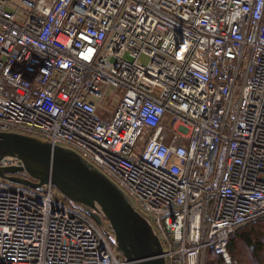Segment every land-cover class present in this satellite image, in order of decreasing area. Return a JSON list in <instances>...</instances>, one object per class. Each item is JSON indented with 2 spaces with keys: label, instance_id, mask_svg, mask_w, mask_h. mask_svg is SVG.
I'll return each mask as SVG.
<instances>
[{
  "label": "built area",
  "instance_id": "built-area-1",
  "mask_svg": "<svg viewBox=\"0 0 264 264\" xmlns=\"http://www.w3.org/2000/svg\"><path fill=\"white\" fill-rule=\"evenodd\" d=\"M0 130L95 164L167 264H231L264 220V0H0ZM65 197L0 175V264H128Z\"/></svg>",
  "mask_w": 264,
  "mask_h": 264
},
{
  "label": "water",
  "instance_id": "water-1",
  "mask_svg": "<svg viewBox=\"0 0 264 264\" xmlns=\"http://www.w3.org/2000/svg\"><path fill=\"white\" fill-rule=\"evenodd\" d=\"M0 175L34 188L53 184L101 226L107 219L117 249L128 264H167L158 234L132 198L74 149L38 136L0 130Z\"/></svg>",
  "mask_w": 264,
  "mask_h": 264
},
{
  "label": "trees",
  "instance_id": "trees-1",
  "mask_svg": "<svg viewBox=\"0 0 264 264\" xmlns=\"http://www.w3.org/2000/svg\"><path fill=\"white\" fill-rule=\"evenodd\" d=\"M65 199L75 205L69 198ZM107 220V219H105ZM108 229L111 225L106 224ZM231 264H264V220L251 222L239 228L228 247ZM205 264H228L223 255L211 249Z\"/></svg>",
  "mask_w": 264,
  "mask_h": 264
},
{
  "label": "rangeland",
  "instance_id": "rangeland-1",
  "mask_svg": "<svg viewBox=\"0 0 264 264\" xmlns=\"http://www.w3.org/2000/svg\"><path fill=\"white\" fill-rule=\"evenodd\" d=\"M141 60H142L144 63H147V62L149 61V59H148L147 56H142V57H141ZM122 93H123V90H120L119 94H122ZM119 99H120V95H118V96L115 98L114 103L109 104L110 107H111L113 110L116 108V103L119 101ZM100 113L105 115V113L102 112V111H101ZM106 115H108V114H106ZM105 223L108 224V220H105Z\"/></svg>",
  "mask_w": 264,
  "mask_h": 264
}]
</instances>
